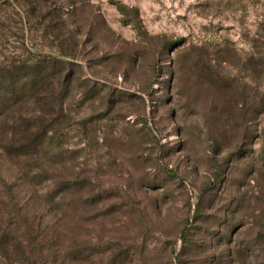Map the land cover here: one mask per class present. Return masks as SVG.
I'll list each match as a JSON object with an SVG mask.
<instances>
[{"label": "rangeland", "instance_id": "374dc122", "mask_svg": "<svg viewBox=\"0 0 264 264\" xmlns=\"http://www.w3.org/2000/svg\"><path fill=\"white\" fill-rule=\"evenodd\" d=\"M30 49L73 83L20 109L46 138L0 149L4 218L72 264H264V0H0V62Z\"/></svg>", "mask_w": 264, "mask_h": 264}, {"label": "trees", "instance_id": "16d2710c", "mask_svg": "<svg viewBox=\"0 0 264 264\" xmlns=\"http://www.w3.org/2000/svg\"><path fill=\"white\" fill-rule=\"evenodd\" d=\"M30 50L31 53L36 54L32 58L20 56L0 62V149L16 161H21L31 153H37L46 138L44 131L33 132L31 124L26 125L20 109L25 105H52L49 100L55 95L56 83L62 81L65 89L71 87L70 84L73 83L68 72L69 68L66 66L69 61L63 57L44 56L38 51ZM68 55L64 54V56ZM10 121L15 130L13 138L12 136L10 138L6 128ZM19 134L20 138L17 136ZM20 139H26V142L21 143ZM33 178L37 183L46 181L45 175L41 174ZM79 184H81L79 180L66 181L55 193L68 191ZM7 194L11 195L8 187ZM55 195L50 197V202H56ZM31 225L30 217L27 213H22L21 209L10 208L7 217L4 218L0 208V264L73 263L74 252L70 248L57 247L62 241V234L58 233L55 240L50 236L49 239L48 237L43 239L39 233L34 232ZM22 227L27 229L25 239H21L17 234L19 229H23Z\"/></svg>", "mask_w": 264, "mask_h": 264}]
</instances>
